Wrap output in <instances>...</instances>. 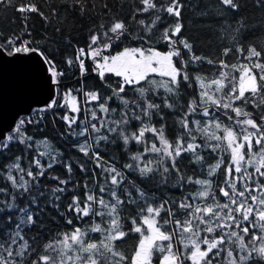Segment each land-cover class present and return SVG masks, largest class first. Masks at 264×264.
<instances>
[{
	"label": "snow or ice",
	"instance_id": "obj_1",
	"mask_svg": "<svg viewBox=\"0 0 264 264\" xmlns=\"http://www.w3.org/2000/svg\"><path fill=\"white\" fill-rule=\"evenodd\" d=\"M9 0H0V4L8 3ZM143 5L138 11L148 12L150 9L156 12H164L170 17L176 18L174 26H165L163 35L159 40L154 37L145 39L143 36L136 39L141 44H147L145 47L125 48L118 54L103 55L102 52L108 51L112 47V42L105 43L102 48H93L92 45L97 43L98 36L93 35L89 44V51L85 53L84 49H79L76 55L81 73L87 71L84 60L81 57L91 59L95 65L93 71L98 74L102 83L109 89L110 95L101 96L98 91H83V85L78 91H83L85 101L88 103L97 102V107L101 113H108L106 106L108 101L114 98L118 99L122 105L120 119L111 121L113 125L106 127L105 121L101 120L96 111L91 112V120H97V124L88 121L77 132L71 130L73 124L76 123V116L69 117L65 115L63 119L67 122L68 128L71 130L70 135L80 137L92 132L99 133L100 129H105V134L98 135L95 143L98 146L101 142L107 145H115L120 141L127 151L130 143L145 145L140 152L130 156L131 161L135 163H126L122 165L125 170H131L138 174L141 182L150 181L156 184L157 190L165 187L183 188L185 184L199 185L195 196L185 195L182 199L176 200L170 197L157 199L153 194L146 193L142 188L138 187L131 180L125 184L126 175L117 170L115 164L104 162L100 156L99 150H94L92 159L95 161V168H100L102 174L107 173L105 183L99 186L100 195L97 196L95 191H89L85 185L86 193L83 201L79 197L73 196L70 204L66 206L65 211L71 213L77 220L88 223L94 218L99 219V223L91 226L89 229L82 227H73L70 233H63L62 239L49 240L44 242L43 238L37 239L32 235V230H41L43 228V220L40 215L41 206L35 198L31 203L36 207L33 212L29 207L20 208L18 210L17 222L12 229L4 228L3 237L0 238V264H152L153 250L160 253H166L162 256L158 264H185L190 261L191 264H264V111L258 113L257 117L252 118L251 113L244 107L237 104L241 101L244 106L251 104L253 108L264 107V74L260 75L259 82L256 81L255 74L251 73L246 66H241L238 70L241 75L239 80L233 77L228 82L232 85L227 92L220 95L226 85L224 80H228V73L221 71L218 79L208 82L205 87L204 78L201 76H191L187 71L189 64L195 65L196 62L214 64V60L208 57L197 56L193 52V45L185 38L181 37L179 44L183 49L187 50L189 60L185 61L181 55V51L176 47L177 41L173 39L182 32L183 25L179 18L183 5L179 0H169L167 7L157 9L154 0H140ZM222 6H227L230 10L238 11L241 7L240 0H220ZM23 12V7L18 9ZM30 11H36L35 7H31ZM217 14L221 13V9H215ZM135 20V15L132 17ZM161 17L157 15L150 25H145L143 19L136 21L140 26H144V30L148 33L153 31L157 21ZM252 27L244 22V18L236 20L233 24H226L225 31L231 40L236 44L232 47L223 49L221 55L228 56L232 52L233 47L236 53L243 54L247 52L246 59L260 58L264 53V47L257 50L255 42L249 44L247 49L242 41L246 31ZM264 30V24L261 25ZM110 33L115 35L116 40L122 37L132 39L128 29L123 21L113 22L110 26ZM171 31V35L169 32ZM108 35V33H104ZM164 43L168 47V51L161 52L152 47V43ZM6 43L12 44V41ZM2 50V49H0ZM35 53L47 67L52 63L37 48H30L26 43L21 46H13L10 52L5 55L30 54ZM173 57L178 58L180 67L176 66ZM71 65L73 61L67 60ZM218 63L221 68L228 65L223 59H219ZM234 70L237 65L231 66ZM256 68H262L258 60L254 64ZM106 74H112L120 78L115 85L107 84L105 80ZM53 77L63 75V73H51ZM158 75L166 79L161 81L151 80L150 76ZM198 82L201 91L198 93V99L193 98L188 101L187 105L181 103L182 82L191 87V82ZM55 82V81H54ZM143 82V83H142ZM139 85V87H137ZM148 86V87H146ZM209 88L212 90L209 91ZM130 89L132 93L137 94L138 98L132 100L127 99ZM163 90L164 98L161 103H156L155 98L160 95L159 90ZM152 98H149L148 93ZM247 94V95H246ZM70 102L73 105L72 111L79 112L76 106V97L68 93ZM259 98V102H257ZM199 101V103H198ZM69 103V100H65ZM206 105L202 115L208 117L212 115L209 106L219 111L225 110L224 115L229 120H233V116L228 114L231 110L237 119L234 125L239 127V136L231 127H225L223 137L216 135L214 132L209 134V128L205 125L215 124L220 129V123L216 117L212 121H206L204 125L200 120H194L199 111V104ZM55 101L52 100L46 107H52ZM163 109L168 110L171 114L179 116L176 120L180 128L175 140L170 141L165 135V115ZM115 112L116 109H111ZM243 117V119H240ZM154 118L160 121V127L157 128L152 123ZM257 119L259 123H257ZM136 122L138 127L136 131L128 132ZM20 124L23 121H19ZM19 124L12 129L17 131ZM249 128L253 131H249ZM194 130L203 133L206 140H214L224 142L230 152V163L225 166L223 185H218L216 191L220 193L219 198L213 191V182L208 179L196 178L187 175L184 170L185 161L188 160L192 164L202 163L204 157L198 152L202 147H210L213 151L220 148V143L198 144L195 143L197 137ZM146 133H150L155 139L151 142L146 138ZM109 134H114L111 136ZM0 145L3 148L9 147L10 143L18 142L24 144L23 138L13 141V136L8 133L0 134ZM253 140L257 146L258 152L253 153ZM45 152L39 153L40 156L48 155V168H52L56 163V157L53 155L50 146L42 141ZM163 147H157V144ZM247 144L248 153L251 154L248 160H245L242 149ZM31 146V145H27ZM91 146L85 141L79 145V151L84 155H88ZM146 154H155L157 157L155 164L152 160L146 158ZM191 154V155H188ZM260 156L259 162L256 161V155ZM183 157V158H182ZM17 162L10 166L7 180L11 182L14 189H23V193L29 192V182L24 179L25 169L20 167L19 157ZM33 163L38 168V172L34 175L31 170L26 172L28 177L36 182L39 186L40 177L44 176L45 168L39 159H34ZM68 173L72 172L71 164L64 165ZM221 164L217 162L214 166H209L207 175L214 176ZM249 166L253 167V171L249 172ZM82 172L87 171L83 165H80ZM11 168L18 169L22 174L19 181L12 174ZM235 173V175H233ZM58 187L51 189L49 199L53 201L49 206L52 207L58 215H62L59 202L66 192V186L70 180L59 179ZM239 182V189L237 183ZM111 185V187H107ZM0 189V192H4ZM107 194L108 199H105ZM211 199V203L207 201ZM13 201L15 197H12ZM224 202L221 203L220 200ZM204 202V206L196 204L195 201ZM0 213L4 211L12 212L15 208L14 203H5L0 201ZM134 206V208H133ZM135 215L132 214V211ZM163 213V215H161ZM127 214V215H125ZM107 217V220H105ZM180 217H184L183 220ZM12 217H7V222L11 224ZM122 221L130 223L131 228L126 229ZM68 225L73 224L72 219H65ZM173 225L174 227H168ZM161 229H164L163 231ZM27 230V232L25 231ZM178 230V231H177ZM89 232L103 234V238L98 242L86 240ZM132 233H137L141 239L134 249L132 255L121 251V245L116 241L124 242L126 237ZM145 233H149L145 235ZM203 234V235H202ZM179 236V242L183 244V248L177 247L173 251L174 236ZM28 237L27 239L25 237ZM247 238V239H246ZM187 240V243L184 241ZM157 241H167L168 243H156Z\"/></svg>",
	"mask_w": 264,
	"mask_h": 264
},
{
	"label": "trees",
	"instance_id": "obj_2",
	"mask_svg": "<svg viewBox=\"0 0 264 264\" xmlns=\"http://www.w3.org/2000/svg\"><path fill=\"white\" fill-rule=\"evenodd\" d=\"M154 2L157 9L169 5V0H154ZM179 3L183 5L179 18L183 28L179 36L173 37L177 41L176 47L180 49L185 61H188L189 54L187 50L183 49L179 44V40L183 37L193 45L195 55L214 60V64L212 65L206 62H196L195 65L189 64L187 71L191 76L203 77L205 87H207L209 81L220 78L219 73L221 71L228 73V80H224L223 82L226 87L223 88L220 95L226 93L228 88L232 86L228 82L229 80L233 77L236 78V81L239 80L241 73L238 69L241 66H246L251 73L255 74L256 81L259 82L260 75L264 74V67L256 68L254 64L258 60L264 65V53L261 54L260 58L253 57L250 60L245 58L247 55L246 51L243 54H238L234 47L228 56H222L221 53L224 48L232 47L236 44L225 31L226 24L234 25V22L241 17L244 18L245 24L252 26L246 31L244 40L242 41L245 49H247L249 44H253L254 42L257 50L264 47V30L261 28V25L264 24V0H240L241 7L238 11L230 10L227 6H222L220 0H179ZM21 7L25 11H19L18 9ZM31 7H35L36 11H30ZM142 7L143 5L140 0H9L8 3L0 4V45L10 52L11 49L7 46V41L14 40L16 42L14 44L18 47L22 45L23 41H26L28 47L39 49L48 60L52 61L50 67L56 73H63L62 76H56L57 93L53 99L55 105L52 107L36 108L34 118L26 114L22 115L25 120L22 131H11L9 133V135L13 136V141L23 138L25 143L13 142L6 149L3 148V145H0V189L5 190L4 192H0V201L14 203L15 205L12 212L4 211L0 213V238L3 237L4 228L11 230L12 226L15 225L20 208L29 207L33 212L37 210L31 203L32 198H35L41 206L40 215L43 220V228L41 230L33 229L31 234L37 236V239L43 238L44 242L62 239V234L70 233L73 227L89 229L92 225L99 223L98 218L84 223L77 220L71 213L65 211L66 206L71 203L74 195L79 197L81 201L84 200L86 193L85 185L88 186L89 191H95L97 196L100 195L99 186L104 185L107 173L102 174L100 168H95V161L92 159V155L93 151L97 149L103 158L101 162L102 167L104 166V162L108 164L114 163L117 170L126 175L125 184L131 180L146 193L153 194L157 199L170 197L180 200L185 195L195 196L196 190L200 188L199 185L185 184L180 189L169 186L162 190H157L154 182L144 181L142 183L138 174L133 173L131 170L123 169L122 165L135 163L131 161L130 156L140 152L145 145L130 143L127 151L124 150V146L120 141H117L115 145L107 146L104 142H101L97 146L95 140L98 135L105 134V129L103 128L100 129L99 133L92 132L89 129V134L80 137H73L69 134L71 130L78 132L88 121L97 124V128H100L97 120H91V112L93 110L96 111L97 116L101 120L105 121L106 127L113 126L110 122L119 120L123 111L120 101L116 98L107 102L108 113H101L97 107V102L88 103L85 101L83 91H98L102 97L110 95V92L105 84L102 83L98 74L93 71L95 65L91 59L83 57L87 71L83 74L81 73L76 61L79 49L83 48L85 53H87L93 35L99 37L97 43L92 45L93 48H102L105 43L111 40L112 47L108 51L102 52L103 55H109V53L115 54L130 47L146 48L148 45L141 44L136 39L137 37L143 36L147 39L151 36L159 40L163 35L165 26L175 25L176 18L170 17L162 11L156 12L151 9L148 12L138 11ZM217 8L221 9L220 14L216 13L215 9ZM134 15L135 20L132 18ZM157 15L161 17V20L157 21L151 33L146 32L144 26L136 23V21L143 19L145 25H150ZM117 21L125 23L132 39L122 37L120 40H116L115 35L108 31L112 23ZM106 32L108 33L107 36L104 35ZM169 35H171V31ZM152 47L161 52L169 50L164 43L153 42ZM69 59L73 61L71 65L67 63ZM219 59H223L228 67L221 68L218 63H215ZM173 60L176 66L180 67L178 58L173 57ZM233 64L237 65L236 70L231 67ZM119 79L112 74H106L105 76V80L109 85H115ZM150 79L161 81L166 78L152 75ZM81 85H83V91H78L81 89ZM181 88L182 104L187 105L189 100L193 98L198 99V93L201 91L198 82L192 81L191 87L182 82ZM211 90L209 88V91ZM126 91L129 92L127 99L138 98L137 94L132 93L130 89H126ZM69 92L77 98L79 112H73L71 110L72 107L68 103H65ZM159 92V97L155 98L156 103H161L164 98L163 90L160 89ZM148 95L149 98H152L150 92ZM257 102H259V98H257ZM237 104L251 113L254 119L259 112L264 111V107L253 108L251 104L244 106L241 101H237ZM205 107L206 105L200 103L199 111L192 119L200 120L201 124L204 125L206 121H212L213 117H216L220 123V129H217L214 123L205 125L209 128V134L214 132L216 135L223 137L225 127H231L239 135V127L234 125V120L237 118L231 110H228V114L233 116V120H229L224 115L225 110L221 109L217 111L214 106H209L212 115L204 117L202 112ZM113 108L116 109L115 112L111 111ZM162 110L167 122L165 125V135L170 141H173L180 132V128L176 123L179 113L173 115L168 110L163 109V106ZM65 115L69 119L73 116L78 117L76 123L72 125L71 130L63 119ZM85 116L88 117V121L85 120ZM240 119H243V117H240ZM152 123H155L157 128L160 127L158 118H154ZM257 123H259L258 119ZM137 127V123L133 122L132 126L126 129V131H136ZM193 134L197 137L195 143L202 145L204 143L209 145L220 143L221 146L216 151H213L210 147H202L198 152L204 157L203 162L192 164L186 160L184 170L187 172V175L193 177V180L196 178L211 180L213 182V191H215L216 196L219 198L220 193L216 191V188L218 185H223L225 166L230 162V152L226 150L227 145L224 142L206 140L205 135L199 131L194 130ZM109 135L111 138L114 134ZM145 135L149 142L155 139L150 133H146ZM42 141L50 146L53 155L56 157L57 163L52 168L47 167L50 159L49 156L39 155V153L45 152L44 144L41 143ZM85 141L91 146L88 155H84L79 151V145ZM157 147H163V145L158 143ZM253 151H256V148ZM17 157L20 158V167L25 169L24 179L29 182L28 193H23V189H14L11 182L7 180L10 166L17 162ZM146 158L152 160L153 164H155L157 159L155 154H146ZM34 159H39L45 168L44 176L39 178L38 187H36V182L32 180V177L26 175L28 170H31L34 175L38 172V168L33 163ZM217 162L221 164L220 168L216 170L214 176H208V167L214 166ZM65 164H71V173H68L64 166ZM80 165H83L87 171L82 172L79 167ZM253 170V167L248 169L249 172ZM261 170L264 171V167ZM11 172L17 178V181H19V177L22 175L19 170L11 168ZM52 177L70 180V183L66 186L65 194L59 202L62 215H58L49 206L53 203L49 199L51 189L61 186L58 180L52 179ZM262 181H264V178H262ZM239 186L238 182V189ZM107 187H111V185H107ZM13 196L15 197L14 201L12 199ZM105 199H108L107 194H105ZM220 202L223 203L224 201L221 199ZM195 203L204 206V202L200 200H196ZM207 203H211L210 198ZM0 207H4V205H0ZM130 211L132 210L130 209ZM132 214L135 215V212L132 211ZM8 216L12 217L11 224L7 222ZM65 219H72L73 224L68 225ZM180 219L183 220L184 217H180ZM105 220H107V217H105ZM122 223H124L126 229L131 228L130 223L124 221ZM168 227L174 226L170 225ZM161 230L163 231L164 229ZM25 231L27 232V230ZM25 238L27 239L28 237L26 236ZM102 238L103 234L101 233L89 232L86 240L90 239L92 242H98ZM140 239L141 236L139 234L132 233L126 237L124 242L116 241V243L118 245L122 244L121 251L132 255ZM156 243L166 245L168 242L157 241ZM172 243L174 250L177 247L183 248V244L179 242L178 235L174 236ZM184 243H187V240ZM163 255L164 253H160L154 249L152 262L158 264ZM185 264H191V262L185 261Z\"/></svg>",
	"mask_w": 264,
	"mask_h": 264
},
{
	"label": "water",
	"instance_id": "obj_3",
	"mask_svg": "<svg viewBox=\"0 0 264 264\" xmlns=\"http://www.w3.org/2000/svg\"><path fill=\"white\" fill-rule=\"evenodd\" d=\"M0 134L10 132L17 119L47 106L57 93L55 71L35 53L5 55L0 45ZM56 72V71H55ZM55 81V82H54ZM2 138V137H0Z\"/></svg>",
	"mask_w": 264,
	"mask_h": 264
},
{
	"label": "rangeland",
	"instance_id": "obj_4",
	"mask_svg": "<svg viewBox=\"0 0 264 264\" xmlns=\"http://www.w3.org/2000/svg\"><path fill=\"white\" fill-rule=\"evenodd\" d=\"M14 43H16V42H14V40L12 41V44H9V43H7V46H9L10 47V49L12 50V47L15 45ZM18 47V46H17ZM85 51V50H84ZM119 52H121V51H119ZM119 52H117V53H115V54H118ZM115 54H113V55H115ZM81 59H83V56L81 57ZM72 95V94H71ZM72 96H74V95H72ZM67 100H69V105H70V107H72L73 105L71 104V102H70V97L67 95ZM76 106H78V102H77V98H76ZM43 107H45V106H43ZM249 131H253V129H249ZM225 135V134H224ZM262 144H264V141H262ZM245 147H247V144H245ZM254 148H256V151H253V153H257L258 152V149H257V146L255 145V141L253 140V149ZM242 152H243V154H244V157H245V160H248L249 158H250V155L251 154H249L248 153V149H242ZM246 153H247V155H246ZM255 159H256V161L257 162H259V160H260V156L257 154L256 155V157H255ZM230 163V162H229ZM249 168H251V166H249ZM248 168V169H249ZM233 175H235V173H233ZM149 233H147L146 235H148ZM173 251H175L174 249H173ZM166 253H164V255H165ZM152 259V258H151ZM152 264H155V263H153L152 262Z\"/></svg>",
	"mask_w": 264,
	"mask_h": 264
},
{
	"label": "built area",
	"instance_id": "obj_5",
	"mask_svg": "<svg viewBox=\"0 0 264 264\" xmlns=\"http://www.w3.org/2000/svg\"><path fill=\"white\" fill-rule=\"evenodd\" d=\"M23 43H26V41H23ZM14 46H17V45L15 44ZM35 109H36V108H35ZM35 109H33L30 113H28V114H26V115H27V116H30V117H32V118H34L35 115H36ZM19 121H23V123L20 124ZM24 122H25V120H24V118H23L22 115H21V116L17 119L16 124H15V125L19 124V128H18L17 132H21V131H22V127H23ZM11 131H12V130H11ZM11 131H10V132H11ZM10 132H8V135H9Z\"/></svg>",
	"mask_w": 264,
	"mask_h": 264
},
{
	"label": "flooded vegetation",
	"instance_id": "obj_6",
	"mask_svg": "<svg viewBox=\"0 0 264 264\" xmlns=\"http://www.w3.org/2000/svg\"><path fill=\"white\" fill-rule=\"evenodd\" d=\"M237 136H239V135H237ZM245 149H247V147H245ZM250 169V168H249ZM214 264H215V261L213 262ZM226 263V262H225Z\"/></svg>",
	"mask_w": 264,
	"mask_h": 264
},
{
	"label": "bare ground",
	"instance_id": "obj_7",
	"mask_svg": "<svg viewBox=\"0 0 264 264\" xmlns=\"http://www.w3.org/2000/svg\"><path fill=\"white\" fill-rule=\"evenodd\" d=\"M24 115V114H23Z\"/></svg>",
	"mask_w": 264,
	"mask_h": 264
},
{
	"label": "clouds",
	"instance_id": "obj_8",
	"mask_svg": "<svg viewBox=\"0 0 264 264\" xmlns=\"http://www.w3.org/2000/svg\"><path fill=\"white\" fill-rule=\"evenodd\" d=\"M35 109V108H34Z\"/></svg>",
	"mask_w": 264,
	"mask_h": 264
}]
</instances>
